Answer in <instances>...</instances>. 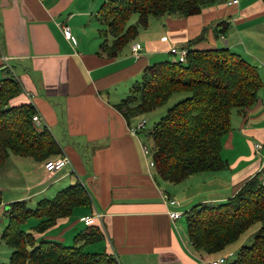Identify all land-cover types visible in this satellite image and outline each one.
I'll return each instance as SVG.
<instances>
[{"label": "crops", "instance_id": "0c3cea01", "mask_svg": "<svg viewBox=\"0 0 264 264\" xmlns=\"http://www.w3.org/2000/svg\"><path fill=\"white\" fill-rule=\"evenodd\" d=\"M105 1L0 0V81L13 70L23 93L11 104L32 103L43 118L41 128L52 131L62 156L70 160L63 169L49 173L43 162L11 155L0 168V218L1 211L13 202L34 205L79 182L94 206L75 208L71 217L37 234L38 239L67 246L74 244L78 234L99 230L101 240L78 244L88 253L114 255L120 264L227 262L246 244L248 237L240 239L247 231L237 244L205 254L195 250L183 218L196 205L227 201L257 174L264 180V146L263 152L256 150V144H264V0H238L234 5H229L233 0H225L193 16L151 18L112 59L99 53L103 26L96 15ZM63 25L71 27V39L64 36ZM202 34L192 48L236 51L259 64L263 88L253 108L245 113L233 111V129L224 137L222 149L228 168L171 184L159 179L149 165L141 131L137 135L130 132L140 116L128 121L116 105L145 68L175 61L172 46L186 48ZM135 44L142 45L138 56L133 53ZM170 212L182 216L172 219ZM86 216L94 218L89 226L83 221ZM1 249L3 264L12 252Z\"/></svg>", "mask_w": 264, "mask_h": 264}, {"label": "trees", "instance_id": "16d2710c", "mask_svg": "<svg viewBox=\"0 0 264 264\" xmlns=\"http://www.w3.org/2000/svg\"><path fill=\"white\" fill-rule=\"evenodd\" d=\"M223 1L107 0L96 15L103 26L99 30V53L110 59L116 57L135 40L140 29L148 26L151 18L193 16ZM133 14L138 15V21L128 25ZM202 38L203 34L189 42L185 63L163 61L145 68L128 95L116 105L130 121L162 107L174 94L190 93L168 109L149 133L154 143L155 174L171 184L182 183L194 174L228 168L222 149L224 137L233 129V111L245 113L253 108L263 88L259 67L236 51L192 48ZM13 65L10 67L14 69ZM22 93L23 85L12 70L9 77L0 81V168L11 155L45 162L63 153L52 131L34 123L33 116L38 112L32 103L11 104ZM2 202L0 191V206ZM93 206L92 196L79 182L62 189L52 199L40 200L35 208L28 207L26 201L11 203L5 211L8 223L1 234L2 241L12 249L8 264H120L114 255L88 253L78 244L101 240L103 234L99 230L78 234L72 246L36 236L71 217L75 208ZM185 217L192 245L205 254L223 251L254 224L261 223L252 245L242 246L233 262L223 264H264V180L259 174L247 180L227 201L196 205ZM32 218L38 224L32 232L24 230Z\"/></svg>", "mask_w": 264, "mask_h": 264}, {"label": "rangeland", "instance_id": "374dc122", "mask_svg": "<svg viewBox=\"0 0 264 264\" xmlns=\"http://www.w3.org/2000/svg\"><path fill=\"white\" fill-rule=\"evenodd\" d=\"M138 21V15L137 14H133L132 17L130 18V21L128 23V25H134L136 24ZM259 66V64H257ZM128 94L125 95V97ZM190 96V93H177L174 94L170 100L163 105L162 107L157 108L156 110H154L153 112H150L148 114L145 115H141L140 117H138L134 122V124H137L138 122L141 121H146V128L141 130V132L139 133V136L141 139H143L145 145L148 147L150 154L147 156V159L151 160L152 159V154H153V150H154V143L153 140L149 137V133L153 130L154 125L167 114L168 109H170L172 106H174L175 104H177L178 102L182 101L183 99L187 98ZM140 120V121H139ZM262 144V143H261ZM264 146V144H262ZM257 150V149H256ZM264 150V149H263ZM263 150H261L263 152ZM37 206V203L32 205V204H28V207L30 208H35ZM183 220H186V217L183 218ZM8 223V218L5 215V209L4 211H1V218H0V233L3 232L4 228L6 227ZM38 224V220L35 218L30 219L26 225H24L23 229L27 230L29 232L33 231V228L35 227V225ZM259 226V229L261 227V223H256L254 224L251 229H249L246 233V235H244V237H242V239H240L241 241L248 237L245 246H249L252 245V243L254 242V238L257 234V232L259 231V229L256 230V232L254 231L257 227ZM252 230V232L250 231ZM240 241V242H241ZM237 244V243H235ZM71 245H67V246H72ZM3 247V251H7V252H12V249L10 247H8L5 243L1 242L0 243V254L2 253V248ZM238 254H236L235 258H237ZM235 258H229L227 260V262H233L235 260ZM1 263V262H0ZM8 262H5L3 264H8Z\"/></svg>", "mask_w": 264, "mask_h": 264}, {"label": "built area", "instance_id": "2783aa9c", "mask_svg": "<svg viewBox=\"0 0 264 264\" xmlns=\"http://www.w3.org/2000/svg\"><path fill=\"white\" fill-rule=\"evenodd\" d=\"M234 4H238V0H233L232 2H229V5H234ZM62 30H63L64 36L67 39L72 38V30H71L70 26L63 25ZM166 39L167 38L165 37L164 40H166ZM141 49H142L141 44H135V46L133 47L134 55L138 56ZM170 54L175 57V62L185 63L187 60V49L186 48H180V47L174 45L170 49ZM6 60H8V59L6 58ZM33 121L38 127H41L43 118L40 116L39 113H37L33 116ZM145 123H146L145 121H141L136 126L130 127V132L133 135H137L138 132L145 127ZM262 148H263L262 144H256L257 151L261 150ZM143 152H144L145 156H148L150 154V151L146 145L143 146ZM69 163H70V160L68 159V157L62 156V155L59 157H56V158H51V159L43 162L45 170L49 173H54L56 171H59V170L63 169L65 166H67ZM149 165L151 167L154 166L152 159L149 160ZM172 203H175V201H172ZM181 216H182V214L180 212H170V217L172 219H178ZM93 219H94L93 216H86L83 218V221H84L85 225L89 226L93 223ZM0 230H1V228H0ZM223 263H224L223 259H218L215 261H204L202 264H223Z\"/></svg>", "mask_w": 264, "mask_h": 264}]
</instances>
